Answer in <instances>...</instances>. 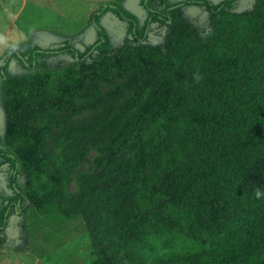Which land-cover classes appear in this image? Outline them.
Wrapping results in <instances>:
<instances>
[{
	"label": "trees",
	"instance_id": "1",
	"mask_svg": "<svg viewBox=\"0 0 264 264\" xmlns=\"http://www.w3.org/2000/svg\"><path fill=\"white\" fill-rule=\"evenodd\" d=\"M122 1L92 13L97 38L83 50H15L0 68L6 119L0 167L11 170L13 191H0V246L9 217L26 201L52 228L93 216L114 238L132 205L148 212L132 237L113 247V257L98 256L89 264H138L136 258L148 264H264V198L254 195L264 184L247 185L250 171L264 161V0L242 12L237 0H140L142 26ZM188 6L208 13L207 31L186 18ZM108 12L127 23L118 47L100 22ZM153 25L164 33L161 44L149 42ZM57 53L71 54L73 62L54 68L39 59ZM14 57L32 71L10 75ZM87 60L95 70L81 78ZM197 71L199 82L193 80ZM119 77L129 81L116 95H102L104 83ZM59 102L70 116L100 109L55 137L47 154L36 155L44 127L28 121ZM110 144H123L120 162L83 174L78 199L62 209L71 174L89 150ZM21 174L27 179L23 190ZM166 193L173 199L160 215L174 229L150 215ZM213 199L229 203L232 215L216 228H202L197 220L210 214L207 202Z\"/></svg>",
	"mask_w": 264,
	"mask_h": 264
},
{
	"label": "rangeland",
	"instance_id": "2",
	"mask_svg": "<svg viewBox=\"0 0 264 264\" xmlns=\"http://www.w3.org/2000/svg\"><path fill=\"white\" fill-rule=\"evenodd\" d=\"M116 0H0V68L9 54L15 50L25 51L37 47L43 50H56L64 45L82 50L96 40V32L90 21L92 13L109 2ZM172 3L184 0H170ZM220 3L224 0H211ZM255 0H237L238 12L251 10ZM122 6L133 13L139 20L140 26L146 18V12L140 5V0H123ZM186 18L197 28L209 29L208 13L196 6L185 8ZM101 25L110 36L115 47L123 43L128 35L127 23L118 20L111 12L101 18ZM164 33L153 25L149 34V42L158 45L163 42ZM54 68L71 64L73 57L69 53H57L44 58ZM81 78H85L95 70V62L87 60ZM32 71L24 66L18 58H12L7 65L10 75H22ZM146 76L149 70L146 71ZM124 77L106 81L102 95H116L119 86L127 83ZM100 108H91L82 114L70 116L66 103L59 102L47 106L38 114L32 116L28 123L42 125L38 141L33 153L43 156L52 149L55 137L70 130L74 125L88 121ZM140 120L135 121L137 125ZM6 119L1 101L0 83V138L4 136ZM123 144H110L99 149L88 151L80 165L71 174L67 185L69 198L63 204L65 209L71 200H77L83 174L101 172L117 165L123 157ZM11 170L8 166L0 167V191L5 196H12L9 186ZM27 183L21 174L18 186L23 190ZM264 184V161L259 162L248 177V187ZM173 199L171 193L163 196L158 206L150 215L168 224L172 229L177 225L170 221H163L160 211L162 206ZM207 204L210 214L197 220L202 228H216L232 215L229 203L213 199ZM148 212L140 211L136 206H127L118 225L123 232L114 238L110 229L95 218L88 221L81 218L73 220L63 229L52 228L47 225L43 212L38 211L30 202L26 201L21 209L9 217L8 226L3 232L5 242L0 246V264H89L98 256L111 258L114 256L113 247L124 239H130L135 229V223L145 217ZM138 264H148L141 258L135 259Z\"/></svg>",
	"mask_w": 264,
	"mask_h": 264
},
{
	"label": "clouds",
	"instance_id": "3",
	"mask_svg": "<svg viewBox=\"0 0 264 264\" xmlns=\"http://www.w3.org/2000/svg\"><path fill=\"white\" fill-rule=\"evenodd\" d=\"M203 78L202 74L199 73L198 71L193 73V80L195 82H199L201 79ZM254 195L257 199H261L264 198V189L261 188H256L254 190Z\"/></svg>",
	"mask_w": 264,
	"mask_h": 264
}]
</instances>
